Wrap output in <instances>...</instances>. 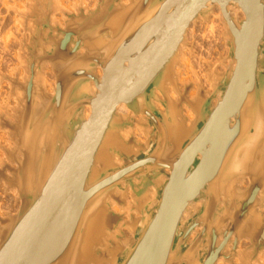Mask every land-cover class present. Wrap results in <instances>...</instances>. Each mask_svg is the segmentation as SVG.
Listing matches in <instances>:
<instances>
[{"label":"water","instance_id":"obj_1","mask_svg":"<svg viewBox=\"0 0 264 264\" xmlns=\"http://www.w3.org/2000/svg\"><path fill=\"white\" fill-rule=\"evenodd\" d=\"M30 2L29 12L21 14L30 34L22 41L25 74L21 80L0 72V83L7 80L10 97L18 101L10 110L0 105V130L12 142L1 147L6 160L0 164V184L19 202L15 213L0 216V264H32L42 249L38 231L63 225L70 214L75 226L83 201L99 193L107 192L122 208L129 189L133 225L124 227L136 228V237L119 252L116 264H218L221 259L234 264L244 240L250 245L241 251L239 264H262L264 0H96L93 8L79 4L76 12L61 9L59 0ZM216 4L227 31L228 63L223 73L209 77L212 91H200L191 107L193 83L181 91L175 67L181 66L184 49L193 51L190 26L209 21ZM58 12L64 25L54 19ZM49 67L53 92L45 86ZM167 71L171 77L164 82ZM92 82L96 91L87 90ZM122 102L132 116L118 115ZM86 104L98 110L93 118L101 114L94 135L85 131ZM186 105L195 115L188 128ZM258 114L263 133L247 146ZM138 118L145 121V143L133 134ZM179 128L186 135L170 144L168 134ZM106 135L114 137L115 146L104 147V153L115 160L86 188ZM237 147L248 148L250 157L242 169L227 172ZM63 168L70 176L60 186L57 173ZM106 213V231L118 230L126 211ZM33 218H38L34 226H26ZM117 234L122 241L123 230ZM65 246L43 251L53 262Z\"/></svg>","mask_w":264,"mask_h":264},{"label":"bare ground","instance_id":"obj_2","mask_svg":"<svg viewBox=\"0 0 264 264\" xmlns=\"http://www.w3.org/2000/svg\"><path fill=\"white\" fill-rule=\"evenodd\" d=\"M56 8H57V6H56ZM213 8H214L213 9L214 12L210 17V21H211V18L213 16H215L218 12L220 13V16L222 18V12H221L220 6L218 4H216ZM232 15H234V14H232ZM239 17H240V19L244 20L246 18V14L242 10H240ZM215 22H217V21H215ZM213 24H214V21H213ZM215 25H216V23H215ZM209 26H212V24H210ZM224 31H225V29H224ZM226 32L227 31H225V33ZM223 34H224V32H223ZM229 51H230V49H229ZM223 61L225 62L224 56H221L220 59L218 60V62L221 64ZM214 64H209L210 66L208 69V77H211L212 75H214V72L217 75L224 72V71L219 72L218 71V64H215L216 67L214 66ZM196 66H198V64ZM175 68H176L175 76L176 75L178 76V68L179 67L176 66ZM198 69H201V68L198 67ZM102 72H103L102 67H99L100 76H102ZM193 72L195 73L194 75H195L196 80H195V82H193L192 89H190L189 94H188V103L190 104V106L193 103H195V100L197 99L198 94H200V91H208L204 88L203 83H202V79L197 75V73L195 71H193ZM165 76L166 77L163 80H164V82H165V80L167 82L171 77L170 72L167 71ZM173 81L175 82L174 78H173ZM185 83H188V82H185ZM178 85H179V82H178ZM251 85L253 86L252 81H251ZM196 86H197V88H196ZM179 87H180V85H179ZM195 88H196V93L194 95H191V92L194 91ZM84 89H87V86ZM89 89L92 91H96V85L94 82H92L91 86L88 87L87 90H89ZM208 95H209V93L206 94L205 96L208 97ZM217 102H216V104H217ZM159 107L164 110L163 107H161V106H159ZM35 110H36V108H35ZM95 110H97V109L92 104H86L85 114H84L83 118L87 122L90 121V123L87 124V126L85 127L86 128L85 129L86 134H89V135L91 134V132H93L91 135L95 134V130H98L97 127L99 126L100 119H101L100 112H97L96 117L93 118V116H95ZM186 110H188L192 113V114L190 113L191 114L190 117L187 116L188 112H186ZM117 112H118V115H120L121 117H124V118H126L127 116L133 115L129 106L126 105V103H124V102L120 103L117 106ZM183 116L189 118V121L187 120L186 124H185V126L188 128L191 125L192 121L195 119V115L187 105L184 107ZM262 118L263 117H261V115H259V117L256 119V122H255V125L253 126V129L248 133V136L246 138V139H248L247 146H249L250 142H253L256 138H258L262 135V133H263V130L261 129V125L263 122ZM92 119H94V120H92ZM136 120H137V122L134 125L135 130H136V128H138V129H140L141 133L144 134V127L142 128L141 123L144 125L145 121L141 120L140 118H138ZM170 129L171 128H169V130ZM146 132H147V130H146ZM185 133L186 132L184 131V129H181V128H179L178 130L175 129V130L171 131L170 134H168L167 140H169L170 144L171 143L175 144L176 142H178L179 139H182V137H184L186 135ZM106 137H107V135L105 136L104 140L101 142V144L98 148L99 149L98 153L95 154L93 164L90 167V172L88 174L89 180L88 179L86 180V186H85L86 188H89L92 185L93 182H91L90 180H92V179H93V181L96 180L95 178H97L99 176V174L102 171H104V168L108 165H112L114 160H115V159L114 160L112 159L110 154L104 153V147H106V146L110 147L112 145L115 146L114 137L110 138V136H108L107 139H106ZM110 144H112V145H110ZM245 145H246V143H245ZM233 154H234V156H233L232 162L230 164V168L228 167L229 170L227 172H229L230 170H232L234 168L242 169L244 164L247 162L248 158L250 157L249 156L250 154L248 153V148L246 149V147H245V149H244V147H241V148L237 147ZM76 156H77V154H73L72 159L76 158ZM58 160H59V158L57 159V161ZM74 161H78V160L74 159ZM68 171H69V169L65 170V168H63V169H61V171L59 170V172L57 173L58 174L57 180H58L59 176H61L60 180H59L60 186L62 185V183L66 184V182L69 181L70 173H68ZM169 172H171L170 169H169ZM113 177L114 176L109 177L108 180H106V184L111 182ZM249 181L250 180L248 179L242 184L243 188H246L249 185ZM55 185H57V181H56ZM82 192L85 193V190H83ZM131 192H132V190L129 189V191H128L129 200L126 201V206H122V208H120L119 206H117L115 203L112 202L111 196L107 192L105 194L99 193L98 196H96L91 202L90 201H88V202L83 201V204H82L83 211H82V214L79 211L81 216H80V219L78 220L77 224H75V226L72 224V221L68 220L70 218H73L72 214H70L67 217V220L63 223V225L57 224V225L51 227L50 229L38 231V233L40 235V240H41L40 245L42 246V249L40 250L39 254H38V252H35V254L33 255L34 260H33L32 264H116L119 252H121L122 250H125V248L130 243L129 242L130 239L136 237L135 236V233H136L135 229L136 228L134 230H131V229L124 227L126 224H129L130 226L133 225V222H132L133 220L131 217L132 214L130 211V205L132 202ZM87 194H88V192H87ZM149 195H151V193H149ZM152 196H153V194H152ZM110 209L115 210L116 212H118V214L123 213L124 210L126 211V214L123 216L120 223H118V226H117L118 230H115L113 232H110V231L107 232L106 231L107 227H108V219H107L106 210H110ZM261 211H262V214L264 216V207ZM185 213H187V212H185ZM140 216L141 215H139L138 212H135V217L139 218ZM36 219H38V218L29 219L25 225L28 226L30 224L31 226H34V222L36 221ZM74 219H76L75 216H74ZM119 230H123V234H125L123 237L124 239L122 241H121V239L116 237V236H118L117 233L119 232ZM191 236L194 237L196 235L193 234ZM233 238L234 237H232L231 240H233ZM67 241H68V243H67L68 245L65 246ZM245 243H247V245L245 244L246 245L245 247L243 246V244H244L243 241L241 242V244H239L238 250H237L238 251L237 252L238 257H236L234 259V261H233L234 264H239L238 260L241 259V251L250 245L249 241H247ZM15 246L17 247V243L15 244ZM64 246L67 247L65 252L61 253V256H59L53 262H52L51 255L50 254L47 255V252L43 251V250H47V247H53V251H56L58 249H62V247H64ZM231 247H232V244L230 243L228 250ZM261 257H262V255H260V258ZM220 262H222V259ZM220 262H218V264Z\"/></svg>","mask_w":264,"mask_h":264},{"label":"rangeland","instance_id":"obj_3","mask_svg":"<svg viewBox=\"0 0 264 264\" xmlns=\"http://www.w3.org/2000/svg\"><path fill=\"white\" fill-rule=\"evenodd\" d=\"M30 3V0H0V72L11 77L18 75L21 79L25 74L22 60V54L24 53L22 41H29L30 39V34L26 31L21 14L29 12ZM95 3L96 0H59L60 8L69 12H76V7L79 4H83L89 9L93 8ZM64 18L62 12H58L54 16V19L62 25H64ZM210 24L212 26H209ZM223 32L224 26L218 17V13L211 18V21L199 20L190 26L187 38L188 43L193 46V51L189 48L183 50L180 59L181 66L178 68L177 76L182 91L184 90L185 82H195L196 78L193 71L202 79L204 88L212 91V82L208 77L209 64H218V71L222 72L228 63L226 58L229 54V48L226 46V39ZM221 56H224L225 62L223 61L220 64L218 60ZM197 64L198 66H196ZM198 67L201 69H198ZM45 86L48 92H53L55 75L51 67L46 70ZM196 88L191 92V95L196 93ZM10 92V83L7 80L2 81L0 83V105L6 106L9 110L18 105L16 97H10ZM172 96H176L174 92H172ZM186 112H188L187 116L190 117L192 113L188 110ZM133 134L142 143L147 140L146 135L141 133L138 128L136 130L135 128L133 129ZM11 145L12 142L9 139L8 132L0 130V164L6 160L5 153L1 147L9 148ZM4 190V184H0V216H6L7 213H15L19 207L15 193H6ZM243 242V246L245 247L247 240ZM261 255L260 262L264 264V251ZM238 262L240 261L238 260ZM248 263L259 264L257 262ZM219 264L226 263L222 261Z\"/></svg>","mask_w":264,"mask_h":264},{"label":"crops","instance_id":"obj_4","mask_svg":"<svg viewBox=\"0 0 264 264\" xmlns=\"http://www.w3.org/2000/svg\"><path fill=\"white\" fill-rule=\"evenodd\" d=\"M125 1H127V0H125Z\"/></svg>","mask_w":264,"mask_h":264}]
</instances>
